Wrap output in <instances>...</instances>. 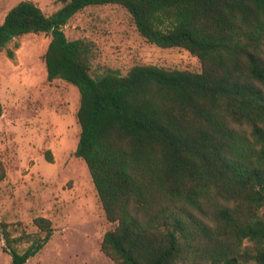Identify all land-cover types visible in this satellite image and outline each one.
I'll return each mask as SVG.
<instances>
[{
    "label": "trees",
    "instance_id": "16d2710c",
    "mask_svg": "<svg viewBox=\"0 0 264 264\" xmlns=\"http://www.w3.org/2000/svg\"><path fill=\"white\" fill-rule=\"evenodd\" d=\"M59 1L51 14L33 0L15 4L0 53L24 34L49 33L48 79L78 87L75 155L115 224L101 251L114 264H264V0ZM92 5L126 8L148 43L189 51L200 70L137 63L95 74L96 43L64 30ZM6 173L0 159V181ZM33 223L35 233L3 229L11 264L51 239V219Z\"/></svg>",
    "mask_w": 264,
    "mask_h": 264
},
{
    "label": "rangeland",
    "instance_id": "374dc122",
    "mask_svg": "<svg viewBox=\"0 0 264 264\" xmlns=\"http://www.w3.org/2000/svg\"><path fill=\"white\" fill-rule=\"evenodd\" d=\"M20 1L0 0V24ZM33 1L47 14L62 5L59 0ZM64 30L70 39L87 37L96 43L97 75L110 69L125 74L137 63L201 68L198 58L185 49L148 43L120 5L88 6ZM50 38L49 33H27L0 53V159L7 172L0 181V264L12 261L3 229L13 236L35 233L37 216L51 219L54 233L26 264H114L100 244L115 224L106 218L86 162L75 155L80 92L65 80L48 79L43 55ZM8 48L14 49V58L7 55ZM28 244L22 242L18 249Z\"/></svg>",
    "mask_w": 264,
    "mask_h": 264
},
{
    "label": "crops",
    "instance_id": "0c3cea01",
    "mask_svg": "<svg viewBox=\"0 0 264 264\" xmlns=\"http://www.w3.org/2000/svg\"><path fill=\"white\" fill-rule=\"evenodd\" d=\"M5 17V16H4ZM4 19V18H3ZM3 21V20H2Z\"/></svg>",
    "mask_w": 264,
    "mask_h": 264
}]
</instances>
